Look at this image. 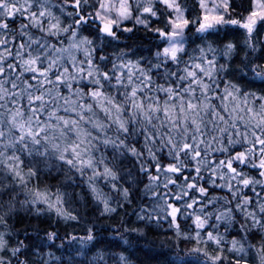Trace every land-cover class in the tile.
Masks as SVG:
<instances>
[{
	"label": "snow or ice",
	"instance_id": "obj_1",
	"mask_svg": "<svg viewBox=\"0 0 264 264\" xmlns=\"http://www.w3.org/2000/svg\"><path fill=\"white\" fill-rule=\"evenodd\" d=\"M160 235L164 264H264V0H0V264Z\"/></svg>",
	"mask_w": 264,
	"mask_h": 264
},
{
	"label": "trees",
	"instance_id": "obj_2",
	"mask_svg": "<svg viewBox=\"0 0 264 264\" xmlns=\"http://www.w3.org/2000/svg\"><path fill=\"white\" fill-rule=\"evenodd\" d=\"M135 206L136 205L133 204L131 207L127 208V212L129 215L124 217L125 219L135 221V216L131 215L132 209L135 208ZM121 215H123V213H121ZM118 220H119V217H117V221ZM105 223H115V221H105ZM160 231L163 232V229H161ZM163 240H164L163 235H160L155 240V247L153 249V253L151 254V256H145L144 252H137V256L139 260L142 262V264H164L166 256L175 258V253L169 252L167 245L161 246V242Z\"/></svg>",
	"mask_w": 264,
	"mask_h": 264
}]
</instances>
